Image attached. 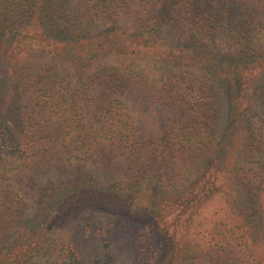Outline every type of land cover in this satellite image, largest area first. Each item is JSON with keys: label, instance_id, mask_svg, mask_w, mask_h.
<instances>
[{"label": "trees", "instance_id": "16d2710c", "mask_svg": "<svg viewBox=\"0 0 264 264\" xmlns=\"http://www.w3.org/2000/svg\"><path fill=\"white\" fill-rule=\"evenodd\" d=\"M0 264H264V0H0Z\"/></svg>", "mask_w": 264, "mask_h": 264}, {"label": "rangeland", "instance_id": "374dc122", "mask_svg": "<svg viewBox=\"0 0 264 264\" xmlns=\"http://www.w3.org/2000/svg\"><path fill=\"white\" fill-rule=\"evenodd\" d=\"M218 211V206L216 204L210 205L206 212H205V216L208 218H212L214 217V213Z\"/></svg>", "mask_w": 264, "mask_h": 264}]
</instances>
